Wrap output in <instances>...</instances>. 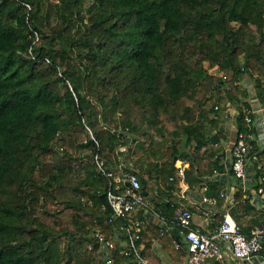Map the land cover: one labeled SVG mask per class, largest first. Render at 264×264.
<instances>
[{
	"label": "trees",
	"instance_id": "1",
	"mask_svg": "<svg viewBox=\"0 0 264 264\" xmlns=\"http://www.w3.org/2000/svg\"><path fill=\"white\" fill-rule=\"evenodd\" d=\"M244 79L264 105V0H0V264H128L105 244L118 225L95 160L117 170L120 137L164 222L142 207L119 224L145 221L138 247L154 264L187 263L177 163L189 184L223 171L224 152L203 149L229 105L263 185Z\"/></svg>",
	"mask_w": 264,
	"mask_h": 264
},
{
	"label": "built area",
	"instance_id": "2",
	"mask_svg": "<svg viewBox=\"0 0 264 264\" xmlns=\"http://www.w3.org/2000/svg\"><path fill=\"white\" fill-rule=\"evenodd\" d=\"M244 114L245 122L251 125L256 119L254 118L256 115L264 117V105L246 107ZM251 136V134L244 132L238 133V137L231 149L233 171L235 176L243 181L247 179L250 166L251 147L249 145V139ZM93 138L95 139V137ZM117 153L119 154L121 162L117 170L111 169L108 161L99 154L95 157L98 169L108 180H111L110 189L107 193L108 203L112 209L110 221L118 225V231H116L113 239L108 242L105 241V244H108L110 248H115L117 242L122 243V253L128 257V264H152L141 253V248L138 247L139 232L141 227L146 224L145 221L135 220L130 225H125L119 224V219L133 217L134 212L142 207L154 215H159L150 208L151 202L142 193V183L139 176L136 172L130 170L132 163L126 157L127 154H130V148L126 144L124 137H120V145ZM252 159L255 161L256 156ZM177 167L176 177L179 179L181 185H185L187 183L186 166L182 161L178 160ZM217 174L218 172L215 170L214 175ZM171 179L173 180V178ZM209 180H213V176L209 177ZM262 181L264 182V177ZM208 182L210 183L211 181ZM122 187H124V191H116V189ZM203 190L206 192L208 185H205ZM258 191L262 193L264 188L259 187ZM221 195L224 196L225 193L222 192ZM202 201L209 204L214 203V199L206 194L203 195ZM201 210L205 222L214 221L210 209L201 208ZM174 219L179 227V235L187 242L190 253L189 264H201L205 259L224 261L228 254L237 259L251 260L264 250L263 224L253 229L250 233H245L235 219L231 215L226 214L217 229L209 233L203 231L201 225L196 223L195 213H192L188 207L182 206L176 210ZM98 235L104 240L100 234ZM121 236H125V240ZM105 249L106 247H103L100 254ZM106 264L114 263L109 258L106 260Z\"/></svg>",
	"mask_w": 264,
	"mask_h": 264
},
{
	"label": "crops",
	"instance_id": "3",
	"mask_svg": "<svg viewBox=\"0 0 264 264\" xmlns=\"http://www.w3.org/2000/svg\"><path fill=\"white\" fill-rule=\"evenodd\" d=\"M243 83L244 88H247L250 91L249 96L246 100L251 102V106H262V104H260V102L257 100V97L255 96L253 83L248 80L243 81ZM238 114L239 108L233 105H229L227 111L219 118L218 127L215 129V133L219 131L221 136H218V133L215 134L214 136L216 137V140L214 138V143L208 145L203 149V151L206 150V154L211 153V151L213 150H217V152L219 151L217 154L224 152L221 156V161L224 167L223 171L215 169L218 172L217 175H214L213 171H211L210 173H207L202 177L201 182L194 184H189L187 182L185 183V185H181V183L179 182V185L177 187L180 196L183 199L182 204L187 207L196 209L195 221L197 224L201 225L202 230L205 232L211 233L217 229L218 225H216L217 223H214L216 221L214 216L216 215H220L222 217H225L226 214L231 215L238 223L239 227L246 233L251 232L257 226H261L264 223V191L261 193L256 190V185L259 182H257L255 178V167L254 161L252 159L253 157H250V166L246 180L243 181L241 179H238L231 169V149L236 141L238 134ZM254 118L256 119L254 120L252 125L255 126L257 130V144L260 149H264V117L256 115V117ZM185 166L187 167V165ZM211 176H213V180H209V177ZM208 181L218 183L220 186H222L219 193H225V195H221L220 198L216 196V194L211 195L214 199L213 204L205 203L202 201L203 195H207V191L205 192L203 190V187L205 185H209ZM261 183L263 185H261L260 187L264 188V182L262 180ZM210 189V191L214 190L212 189V186L210 187ZM239 189H242L243 192H247L249 195H251L250 202L248 203V205L250 206L248 208L243 206V204L245 205L247 203L241 202L237 198V192ZM215 192L218 193V191L216 190ZM201 208L210 209L211 216L214 218V221L211 220V222H205L203 214L201 213ZM147 217L149 219L148 221L154 220L156 223L164 222L160 215H155L153 217L148 213ZM150 262L154 264L151 260ZM164 264H189V261L187 263H177L166 256V261ZM201 264H264V251L258 253L251 260L237 259L228 254L224 261L205 259Z\"/></svg>",
	"mask_w": 264,
	"mask_h": 264
},
{
	"label": "water",
	"instance_id": "4",
	"mask_svg": "<svg viewBox=\"0 0 264 264\" xmlns=\"http://www.w3.org/2000/svg\"><path fill=\"white\" fill-rule=\"evenodd\" d=\"M215 138V136L213 137V139ZM178 238V237H177ZM104 241V240H103Z\"/></svg>",
	"mask_w": 264,
	"mask_h": 264
},
{
	"label": "clouds",
	"instance_id": "5",
	"mask_svg": "<svg viewBox=\"0 0 264 264\" xmlns=\"http://www.w3.org/2000/svg\"><path fill=\"white\" fill-rule=\"evenodd\" d=\"M103 242H105V240Z\"/></svg>",
	"mask_w": 264,
	"mask_h": 264
},
{
	"label": "rangeland",
	"instance_id": "6",
	"mask_svg": "<svg viewBox=\"0 0 264 264\" xmlns=\"http://www.w3.org/2000/svg\"><path fill=\"white\" fill-rule=\"evenodd\" d=\"M215 72V71H214ZM90 248V247H89Z\"/></svg>",
	"mask_w": 264,
	"mask_h": 264
}]
</instances>
